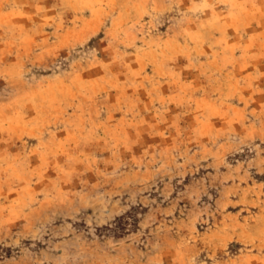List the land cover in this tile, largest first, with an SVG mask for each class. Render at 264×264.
<instances>
[{"label": "rangeland", "instance_id": "rangeland-1", "mask_svg": "<svg viewBox=\"0 0 264 264\" xmlns=\"http://www.w3.org/2000/svg\"><path fill=\"white\" fill-rule=\"evenodd\" d=\"M0 264H264V0H0Z\"/></svg>", "mask_w": 264, "mask_h": 264}]
</instances>
